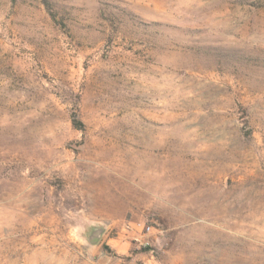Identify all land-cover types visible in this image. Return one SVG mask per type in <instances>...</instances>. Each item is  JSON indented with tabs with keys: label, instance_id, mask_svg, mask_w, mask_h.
Returning a JSON list of instances; mask_svg holds the SVG:
<instances>
[{
	"label": "rangeland",
	"instance_id": "obj_1",
	"mask_svg": "<svg viewBox=\"0 0 264 264\" xmlns=\"http://www.w3.org/2000/svg\"><path fill=\"white\" fill-rule=\"evenodd\" d=\"M0 264H264V0H0Z\"/></svg>",
	"mask_w": 264,
	"mask_h": 264
},
{
	"label": "built area",
	"instance_id": "obj_2",
	"mask_svg": "<svg viewBox=\"0 0 264 264\" xmlns=\"http://www.w3.org/2000/svg\"><path fill=\"white\" fill-rule=\"evenodd\" d=\"M135 236L134 238L144 247L151 245V234L153 232V225L145 222L135 223Z\"/></svg>",
	"mask_w": 264,
	"mask_h": 264
},
{
	"label": "water",
	"instance_id": "obj_3",
	"mask_svg": "<svg viewBox=\"0 0 264 264\" xmlns=\"http://www.w3.org/2000/svg\"><path fill=\"white\" fill-rule=\"evenodd\" d=\"M103 230H104L103 227H95L91 235L89 236L90 241L96 242Z\"/></svg>",
	"mask_w": 264,
	"mask_h": 264
}]
</instances>
